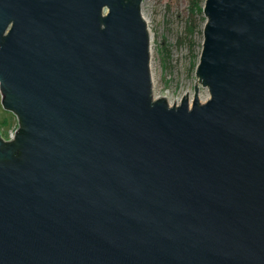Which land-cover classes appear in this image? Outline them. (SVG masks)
<instances>
[{
  "label": "water",
  "instance_id": "water-1",
  "mask_svg": "<svg viewBox=\"0 0 264 264\" xmlns=\"http://www.w3.org/2000/svg\"><path fill=\"white\" fill-rule=\"evenodd\" d=\"M143 1L0 0V264H264V0H205L177 105Z\"/></svg>",
  "mask_w": 264,
  "mask_h": 264
},
{
  "label": "rangeland",
  "instance_id": "rangeland-1",
  "mask_svg": "<svg viewBox=\"0 0 264 264\" xmlns=\"http://www.w3.org/2000/svg\"><path fill=\"white\" fill-rule=\"evenodd\" d=\"M191 4L192 0H144L141 5L150 33L153 96L164 97L170 105H177L186 95L192 103L196 87L202 102L209 99L208 89L196 75L205 17L192 12ZM1 101L0 94V135L9 141L19 129V121Z\"/></svg>",
  "mask_w": 264,
  "mask_h": 264
},
{
  "label": "trees",
  "instance_id": "trees-1",
  "mask_svg": "<svg viewBox=\"0 0 264 264\" xmlns=\"http://www.w3.org/2000/svg\"><path fill=\"white\" fill-rule=\"evenodd\" d=\"M204 2H205V0H192V4H191L192 12H195V13L198 12L199 14H204L203 13V8H204L203 4H204ZM203 20L206 21V18H204ZM201 32H203V30H201ZM199 55H198V57H199Z\"/></svg>",
  "mask_w": 264,
  "mask_h": 264
},
{
  "label": "bare ground",
  "instance_id": "bare-ground-1",
  "mask_svg": "<svg viewBox=\"0 0 264 264\" xmlns=\"http://www.w3.org/2000/svg\"><path fill=\"white\" fill-rule=\"evenodd\" d=\"M164 98V97H163ZM165 99V98H164ZM201 100V99H200Z\"/></svg>",
  "mask_w": 264,
  "mask_h": 264
}]
</instances>
